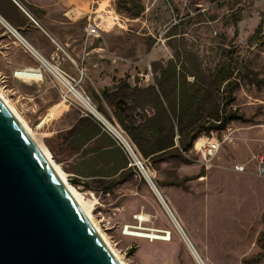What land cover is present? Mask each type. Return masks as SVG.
<instances>
[{
	"label": "rangeland",
	"instance_id": "obj_1",
	"mask_svg": "<svg viewBox=\"0 0 264 264\" xmlns=\"http://www.w3.org/2000/svg\"><path fill=\"white\" fill-rule=\"evenodd\" d=\"M17 1L39 26L33 24L43 27L44 13L27 0ZM64 14L71 23L63 26V31L68 28L70 35L83 33L89 22L101 28L102 38L91 46L103 51L93 53L87 66L79 62L71 70L63 69L78 79V68L86 67L81 87L97 109L96 98L105 81L111 84L109 88L128 79L151 85L154 65L167 63L176 53L194 54L205 69L221 62L226 51H234L239 54L238 64L254 72H243L234 91L233 108L243 121L231 122L222 132L201 135L220 144L209 166L194 149L157 168L141 157L204 264H247L264 256V179L257 175L256 162L264 154V0H71L67 8L54 7L51 18L60 21ZM75 18L80 19L74 22ZM35 60L0 22V93L69 180L81 182L71 185L83 196L86 209L123 264H198L157 196L134 170L110 187L105 182L111 183L115 177L76 173L84 167L82 152L63 151L61 140L44 139L48 120L55 118L51 110L59 103H72L73 112L58 127L93 115L63 99L53 75L41 63L38 68L44 80L27 81L17 76ZM101 126L125 152L119 140ZM114 127L129 141L124 131ZM99 148L102 144L97 141L89 144L86 158L95 156L92 152ZM126 161L129 168L128 158ZM102 164L98 169L111 173L112 166ZM239 165L245 167L244 173L235 171ZM141 234L165 239L137 236ZM258 264H264V259Z\"/></svg>",
	"mask_w": 264,
	"mask_h": 264
},
{
	"label": "water",
	"instance_id": "obj_2",
	"mask_svg": "<svg viewBox=\"0 0 264 264\" xmlns=\"http://www.w3.org/2000/svg\"><path fill=\"white\" fill-rule=\"evenodd\" d=\"M0 264H123L1 93Z\"/></svg>",
	"mask_w": 264,
	"mask_h": 264
},
{
	"label": "trees",
	"instance_id": "obj_3",
	"mask_svg": "<svg viewBox=\"0 0 264 264\" xmlns=\"http://www.w3.org/2000/svg\"><path fill=\"white\" fill-rule=\"evenodd\" d=\"M224 55L215 66L201 69L194 54L176 53L167 63L154 65L153 85L132 87L122 80L113 91L104 92L115 122L155 168L189 153L201 135L222 132L231 122L243 121L233 108L234 91L243 72H254L238 64L236 52L226 51ZM149 110L151 113H147ZM118 183L105 184L114 187ZM263 259L259 255L247 264Z\"/></svg>",
	"mask_w": 264,
	"mask_h": 264
},
{
	"label": "crops",
	"instance_id": "obj_4",
	"mask_svg": "<svg viewBox=\"0 0 264 264\" xmlns=\"http://www.w3.org/2000/svg\"><path fill=\"white\" fill-rule=\"evenodd\" d=\"M27 1V3L32 5L34 9L40 10L44 13L42 22L45 26L36 27L13 0H0V16H2L10 26L21 33V38L23 37L24 41H26L35 52L32 54L33 52L31 51V54L34 55L38 62L35 60V64H31L26 68L40 69L41 67L38 68L39 63L43 65L42 62H48L52 65L59 66L64 70H71L73 69L72 66L77 67L76 64L79 62H82V64H86L85 66H87V61H89V57L93 55V53L99 54L103 51L102 47L91 46L95 41L102 38V34L101 38H87L85 31L77 36L70 35L68 28L67 31H63V26L68 27L71 23V20L65 14L60 21L51 18L54 7L62 9L67 8L70 6L71 0ZM82 1L84 2V0ZM78 19L80 18H75L74 22ZM57 27L60 29L62 28V31L57 30ZM84 65L83 67L86 70ZM126 81L132 87L138 86L141 88H147L154 84L143 86L141 82L136 83L133 79H128ZM120 82L121 81L115 83L112 88H109L111 84H105V81L102 86V92L98 93L96 98L99 108L97 109V107L95 108V106H93L105 119L107 118L109 120L106 119L109 124L118 126L123 131L119 124L115 122L113 108L109 106L103 97L104 92L113 91L115 86ZM52 111H55L54 116H52L55 118L48 120V123L45 126L44 139L49 142H52V140H55V142L61 140L60 148L63 151H75L76 153L82 152L84 167L81 170H78L76 172L77 174L83 177L95 178L115 177V180L112 182L118 180V184H120L123 177L126 175L125 174L121 177V174L123 175L124 171H129V168H124L127 164V155L115 142L113 137L103 130L97 118L94 116H80L79 118H75L73 123L69 126L64 125L63 127H58L62 125V122L68 121L72 117L73 105L68 101H64L54 106L51 112ZM147 113H151L150 110L147 111ZM48 117H51L50 114ZM96 141L97 143L99 142L102 144V148L93 151L92 153L95 154V156L87 159L86 156L90 153L85 149L88 148L89 144ZM101 162L112 166L111 173L103 174L104 172H101L102 168L98 169L99 165L102 164Z\"/></svg>",
	"mask_w": 264,
	"mask_h": 264
},
{
	"label": "built area",
	"instance_id": "obj_5",
	"mask_svg": "<svg viewBox=\"0 0 264 264\" xmlns=\"http://www.w3.org/2000/svg\"><path fill=\"white\" fill-rule=\"evenodd\" d=\"M13 1L30 18L32 23H34L36 26H39L38 22L25 10V8L17 0H13ZM84 31L87 38L90 37L101 38V28L95 22L89 23ZM55 68H56L55 74L53 73L51 74L53 75L57 85L60 87L62 91L63 99L74 101L81 107L85 108L87 111H88L87 107L89 106L91 108H94L90 97L81 87V83L83 82V79L86 76L85 68H78L79 71L78 79L71 77L59 66H55ZM88 113L93 115L89 111ZM100 123L105 128H107L102 122ZM110 126H112L114 129H117L111 124ZM108 131L113 135V133L109 129ZM125 141H126V145L122 144L121 142L120 143L122 144L125 153L127 154V158L129 160V165H128L129 169L134 170L135 173L139 177H141L148 184L149 187L152 186L156 187L154 179L149 172V166L147 165V162L142 159L141 154L131 142H129L127 139H125ZM219 150H220V144L214 139L210 140L208 138L199 139L194 146V151L198 155H200L204 165L206 166H209L210 163L215 159ZM256 162H257V175L260 178L264 179V154L259 155L256 158ZM235 171L238 173H244L245 167L241 165L236 166Z\"/></svg>",
	"mask_w": 264,
	"mask_h": 264
},
{
	"label": "bare ground",
	"instance_id": "obj_6",
	"mask_svg": "<svg viewBox=\"0 0 264 264\" xmlns=\"http://www.w3.org/2000/svg\"><path fill=\"white\" fill-rule=\"evenodd\" d=\"M0 22L4 25V27L11 33L13 34L23 45L24 47L32 54H34V50L33 48L26 43V41H24V38L22 39L20 34L12 27L10 26L3 18L2 16H0ZM32 51V52H31ZM43 65L46 67V69L48 71H50L51 73L55 74L56 72V68L55 65H52L50 63H46V62H42ZM17 76L21 77L24 80L27 81H32V80H43L44 74L42 69H37V68H29V69H24L20 72L17 73ZM3 96V95H2ZM7 101V100H6ZM8 102V101H7ZM13 109V108H12ZM88 111L91 112L100 122H102L115 136V138H117L119 140V142H121L122 144L126 145V141H125V137L117 130L114 129L112 126H110V124L108 123V121L95 109V108H91L90 106L87 107ZM14 112L17 114V112L15 111V109H13ZM18 115V114H17ZM19 116V115H18ZM20 117V116H19ZM21 121L25 124V126L29 129V131L31 132V134L35 137V139L38 141L41 149L43 150V152L45 153V155L48 157V159L50 160V162L53 164V166L55 167L56 171L58 172V174L60 175V177L63 179V181L65 182V184L68 186L69 190L78 198V200L80 201V203L82 204L83 208L88 212V214L91 216V214L89 213V211L86 209L85 206V202L83 199V196L70 184L69 182V178L64 174V172L62 171V169L60 168V166H58L52 159L51 153L49 152V150L43 146V144L40 143V141L37 139L36 135L31 131V129L28 127V125L25 123V121L20 117ZM152 189V191L154 192V194L157 196L158 200L161 202V204L163 205L164 209L166 210V212L168 213V215L171 217V219H173L174 213L172 211H170V209L168 208V205L166 204L165 200L163 199V197L160 195V191L157 189V187H150ZM91 218L93 219V217L91 216ZM176 218V217H175ZM94 221V219H93ZM95 222V221H94ZM96 224V223H95ZM97 225V224H96ZM180 225V224H179ZM97 227L99 228V226L97 225ZM100 230V229H99ZM103 234V233H102ZM137 236H141L144 238H148V239H165L164 237L161 236H156V235H152V234H144V235H137ZM105 237V236H104ZM106 239V237H105ZM107 240V239H106ZM188 239L185 240V242L187 243L189 249L191 250L192 254L194 255L195 259L197 260L198 264H204L202 262V260L200 259V256L198 255V253L196 252L195 248L191 245L190 241ZM112 248V247H111ZM113 249V248H112ZM114 251V249H113ZM115 252V251H114ZM115 254L117 255V253L115 252ZM117 257L119 258V256L117 255ZM120 259V258H119ZM121 261V259H120ZM122 262V261H121ZM123 263V262H122Z\"/></svg>",
	"mask_w": 264,
	"mask_h": 264
}]
</instances>
